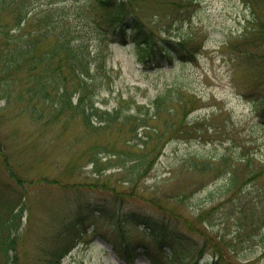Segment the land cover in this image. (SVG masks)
<instances>
[{
    "label": "rangeland",
    "instance_id": "rangeland-1",
    "mask_svg": "<svg viewBox=\"0 0 264 264\" xmlns=\"http://www.w3.org/2000/svg\"><path fill=\"white\" fill-rule=\"evenodd\" d=\"M252 1L254 7L249 9L242 0H138L144 21L154 29L157 40L169 37L176 41L183 35L196 44L195 57L161 62L150 54H144L143 61L136 59L133 43L111 41L110 35L100 34L97 18L102 12L88 0L34 1L35 11L57 5L65 22L74 34L85 37L92 52L106 53L111 82L96 93L95 105L111 108L124 100L125 106L133 107L165 92L176 112L173 117H179L182 123L176 134L167 132L166 143L148 174L128 182L113 166L97 177L90 171L91 163L70 154L79 153L91 141L107 143L110 150L113 146L122 148L129 138L127 133L113 129L77 141L74 137L81 126L63 132L60 124L44 128L25 115H12L1 129L8 137L12 159L23 173L53 176L66 165L75 164L80 168L78 173L68 175L69 180L91 182L102 178L116 190L84 185L61 189L46 183L27 187L28 199L16 231L19 264H46L45 251L53 246L51 239L61 221L79 213L89 218L85 222L87 231L61 264H125L107 240L139 238L150 243L140 231L142 224L128 223L120 233L98 212L99 205L123 220L125 212L136 210L182 229L192 240L195 252L175 250L173 258L180 263L264 264V38L255 39L254 31H249L258 25L256 21L264 24V0ZM174 8H180V16L188 17L168 23ZM179 98L187 100L185 107L175 102ZM163 117H169L167 111ZM151 125L164 128L154 119ZM224 154L229 156V169L239 163L237 173L241 180L246 179L240 189H229L226 184L232 171L222 175L192 165L194 160L205 158L215 162ZM107 156L104 151L101 167L106 166ZM243 159L250 160L251 169L242 165ZM200 211H211L210 223L198 217ZM221 234L227 248L221 258L212 259L213 250L206 240L210 237L215 243V236ZM13 253L9 251L10 256ZM131 264L150 263L137 257Z\"/></svg>",
    "mask_w": 264,
    "mask_h": 264
},
{
    "label": "trees",
    "instance_id": "trees-1",
    "mask_svg": "<svg viewBox=\"0 0 264 264\" xmlns=\"http://www.w3.org/2000/svg\"><path fill=\"white\" fill-rule=\"evenodd\" d=\"M34 1L0 0V100H3L0 105V264H19L16 231L21 226L22 212L26 207L27 187L35 183H46L56 184L61 189L84 185L116 191L109 180L102 178L91 182L69 180L68 175L78 173L80 168L75 164L66 165L58 175L53 176L23 173L13 161L10 143L6 142L8 137L1 129L2 124L11 120L12 115H25L30 122L42 127L60 124L63 132L81 126L80 133L77 132L74 137L77 141H87L91 135H101L113 129L117 133H127L129 138L124 141L122 148L113 146L110 150L107 143L91 141L79 153L70 154L72 158H85L86 163H91L90 171L97 177L113 166L124 175L123 181L128 182H135L148 174L166 143L165 135L167 132L170 135L176 134L182 123L179 117H173L176 112L171 106L169 94L165 92L156 94L148 104H135L133 107L125 106L124 100H118L111 108L95 105L96 93L103 89L107 81L111 82V67L106 65V53L92 52L85 37L74 34L72 26L65 22V16L57 5L35 11ZM242 1L249 9L254 7V1ZM88 2L102 12L97 14L100 34L110 35L111 41H130L136 57L142 61L144 54H150L159 62L165 58L171 61L175 57L188 58L196 54V44L187 41L183 35L177 42L169 38L157 40L154 29L144 21L138 0ZM262 6L264 12V2ZM179 9L174 8L170 12L168 23L188 17L180 16ZM101 17L107 26L103 25ZM256 22L259 26L254 25L249 31H254L255 39L264 38V24ZM175 102L181 103L182 108L186 106L182 98ZM11 107H17V110ZM164 111H167L169 117H163ZM152 119L154 122H162L164 128L153 127ZM104 151L108 155L107 164L101 167ZM227 160L229 156L224 154L215 162L205 158L200 162L194 160L192 165L195 169L219 171L222 175L232 171L226 184L229 189H240L246 179L241 180L237 173L239 163L229 169ZM243 160L242 165L251 169L250 160ZM99 206L97 211L104 214L119 232H125L127 222H133L142 224L140 231L150 238V243L139 238L112 240V249L122 261L133 262L136 257L143 255L151 264H193L180 263L177 257L173 258L175 250L191 253L194 245L183 234L184 231L171 222L136 210L125 212L123 220L119 214ZM210 215L211 211H202L198 217L210 223ZM87 219L85 213H79L74 218L61 221L60 229L51 239L53 246L45 251L43 261L46 264H60L63 256L86 233ZM210 239L208 237L206 243L221 258L228 242L222 234L215 236V243ZM261 239L264 241V236ZM10 250L14 251L12 256L9 255ZM167 250L170 255L166 254Z\"/></svg>",
    "mask_w": 264,
    "mask_h": 264
}]
</instances>
